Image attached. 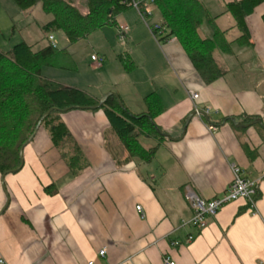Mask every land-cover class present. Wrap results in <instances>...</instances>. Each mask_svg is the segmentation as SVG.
I'll return each mask as SVG.
<instances>
[{
    "label": "crops",
    "instance_id": "0c3cea01",
    "mask_svg": "<svg viewBox=\"0 0 264 264\" xmlns=\"http://www.w3.org/2000/svg\"><path fill=\"white\" fill-rule=\"evenodd\" d=\"M201 1L234 41L231 53H215L225 75L206 83L176 37L162 40L167 32H155L146 20L154 17V4L145 7L143 17L135 7L119 14L118 32L122 25L129 31L118 34L121 49L115 45L111 56L103 54L108 70L115 61L126 63L123 72L130 78L122 82L111 71L104 90L89 93L97 99L116 93L133 113L147 111L145 98L153 94L160 108L155 123L170 138L146 163L127 153L103 110L51 114L24 148L21 170L5 176L7 193L0 173V259L164 264L168 255L176 264H264V2L246 18L249 38L238 42L241 32L227 11L237 0ZM204 24L210 29L204 37L212 38L214 29L208 20L201 29ZM28 38L0 0V48L7 51L22 41L31 45ZM196 107L210 112L198 115ZM247 115L260 122L241 125ZM210 124H218L217 130ZM233 164L256 181L255 208L245 199L225 203L197 230L190 223L187 191L204 200L223 197ZM51 185L53 194L45 190ZM190 234L195 238L186 243ZM175 240L183 243L172 246Z\"/></svg>",
    "mask_w": 264,
    "mask_h": 264
},
{
    "label": "trees",
    "instance_id": "16d2710c",
    "mask_svg": "<svg viewBox=\"0 0 264 264\" xmlns=\"http://www.w3.org/2000/svg\"><path fill=\"white\" fill-rule=\"evenodd\" d=\"M14 1L23 11L41 4L44 12L52 15V19L43 26L48 37L53 31L63 30L70 42L87 37L105 26H118L117 16L134 7L135 1L139 2L141 11L152 3L161 16V23L154 31L167 32L162 40L176 37L206 83L210 84L226 73L217 63L215 53H231L234 41H229L225 37L226 31L216 26L215 18L209 16L201 0H86L85 12L67 0ZM263 2L264 0H237L228 4L227 11L234 16L236 27L241 32L235 41L243 42L249 38L246 18ZM205 20L214 29L212 38L201 34ZM66 55L67 52L59 51L51 42L38 51H34L33 45L25 41L7 51L0 48V173L7 175L21 170L18 169L22 163L20 150L34 134L39 123L47 120L43 116L50 110L65 113L75 109H102L127 153L142 162L152 161L169 136L155 123L160 108L154 95L145 98L148 109L142 113L131 112L124 102L121 106L119 95L109 96L103 105L97 107L100 100L85 90L43 76L44 65L66 67L62 61V57ZM126 65L124 63L127 69ZM241 119L243 124L260 122L256 116L247 115ZM228 120L235 122L236 119H224ZM141 138H153L157 143L152 147H145ZM45 190L53 194L55 186H48ZM255 198L257 199V194Z\"/></svg>",
    "mask_w": 264,
    "mask_h": 264
},
{
    "label": "rangeland",
    "instance_id": "374dc122",
    "mask_svg": "<svg viewBox=\"0 0 264 264\" xmlns=\"http://www.w3.org/2000/svg\"><path fill=\"white\" fill-rule=\"evenodd\" d=\"M67 1L72 2L82 12L86 11V0ZM6 8L14 16L18 30L20 32L22 31L23 34L28 35V40L31 45H33L34 51H38L50 43L47 33L42 30V26L47 24V22L52 19V15L45 13L41 4L35 6L31 11L24 12L19 8L14 0H6ZM140 11L141 10H139V12ZM152 12L154 17L152 18L151 16H146V20H148V25L152 28V30H154L156 29L155 25L160 24L161 16L156 7L152 6L151 13ZM209 31L210 29L208 26L204 24L203 29H201L202 36H205ZM107 32L110 33L109 36L114 35V37H111L110 39L109 36L105 34ZM103 33L108 36V38L105 37ZM119 33L120 32H118L117 26L108 25L105 26V30L103 32L102 30L97 29L90 33L87 37L70 42L63 30L53 31L51 34L55 38L54 44L56 45V48L59 51L67 52V55L62 57V61H64V66L66 67L44 65L42 66L43 76L69 86L78 87L85 90L87 93H89V91L96 90L97 94H100L104 90V83H107L111 71L115 72V76H117V78H121L122 82L127 81L130 77L123 72V70L127 71L123 63L115 61L116 64L113 63L112 69H109V71L106 67L108 61H105L103 54L105 53L111 56L113 49H116L115 45H118L121 49L120 45L122 44V39L119 38ZM209 35L210 32L207 36ZM230 38H232V34L230 35ZM124 41L126 44L129 40ZM217 54L222 55L220 53ZM93 55H96L105 61L102 64L103 67L97 66L96 60L92 59ZM102 97H100V99ZM82 110L88 111V109ZM58 114L60 113H52L55 117H58ZM115 136L118 139L116 134ZM140 140L145 147H152L157 143V141L150 140L148 138H141Z\"/></svg>",
    "mask_w": 264,
    "mask_h": 264
},
{
    "label": "built area",
    "instance_id": "2783aa9c",
    "mask_svg": "<svg viewBox=\"0 0 264 264\" xmlns=\"http://www.w3.org/2000/svg\"><path fill=\"white\" fill-rule=\"evenodd\" d=\"M153 0H151L152 2ZM134 7L139 11V2H134ZM142 17L145 16L144 11H140ZM158 26H156L157 28ZM129 31L128 26L122 25L120 27V34L126 35ZM49 41L52 43L53 47H56L54 44V36L50 35L48 37ZM93 60H96L98 66L102 65V59L97 57L96 55L92 56ZM192 97L194 99H197L199 97L198 93H192ZM210 112V108L206 107L205 109L200 110L198 107H196V113L198 115H207ZM210 130L216 131L217 126L210 124ZM232 179L230 184L227 187L226 193L221 198H214L211 200H204L200 196H198L194 191L188 190L186 193V199L190 203L192 209H193V217L190 221V223L197 228V230H203L207 224L208 219L215 217L218 212L220 211L221 207L228 202L237 200V199H245L248 201L251 208H255L256 205V181L251 179L245 172L243 168L240 166L233 164L232 166ZM139 212H143V209L141 206L136 207ZM195 235H188L186 239V243H190L194 240ZM183 242L179 240H175L171 243L172 246H179ZM106 253V249H102L99 252L100 256H104ZM164 264H176L175 261L171 259L170 256L165 255L163 259ZM0 264H7L6 261L1 258ZM88 264H94V261H89Z\"/></svg>",
    "mask_w": 264,
    "mask_h": 264
},
{
    "label": "water",
    "instance_id": "95a60500",
    "mask_svg": "<svg viewBox=\"0 0 264 264\" xmlns=\"http://www.w3.org/2000/svg\"><path fill=\"white\" fill-rule=\"evenodd\" d=\"M111 95H115V96H117L118 94H116V93H108V94H106V95H104L101 99H100V103H99V105L97 106V107H100L101 105H103L105 102H106V100L108 99V97L109 96H111ZM119 103H120V105L122 106L123 105V101H122V99H120L119 98ZM52 112H53V110H50V111H48V112H46L45 114H44V116H43V119H47L51 114H52ZM191 118V116L189 117V119ZM188 119V120H189ZM42 121L39 123V126L37 127V129L35 130V132H34V134L29 138V140L22 146V148H21V150H20V156H21V161H22V163H21V166L18 168V169H20V168H22V166H23V164H24V148L34 139V137H35V135H36V133L38 132V130H39V128H40V126L42 125ZM255 122H252V123H249V124H243V123H240L241 125H243V126H250V125H253ZM168 138H170V136H168ZM18 169H16V170H18ZM16 170H14V171H16ZM3 177H2V181H3V187H4V189L6 190V186H5V184H4V179H5V176H6V174H3L2 175ZM6 193H7V190H6ZM8 204H9V201L7 202V204H6V206H5V208L4 209H6L7 208V206H8Z\"/></svg>",
    "mask_w": 264,
    "mask_h": 264
}]
</instances>
